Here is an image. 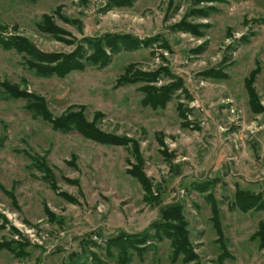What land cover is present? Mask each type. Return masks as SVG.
Listing matches in <instances>:
<instances>
[{
    "label": "rangeland",
    "instance_id": "rangeland-1",
    "mask_svg": "<svg viewBox=\"0 0 264 264\" xmlns=\"http://www.w3.org/2000/svg\"><path fill=\"white\" fill-rule=\"evenodd\" d=\"M0 27L29 45L0 46V264H264V0H0ZM106 34L142 45L90 63ZM5 81L130 143L55 128ZM178 210L190 256L155 223Z\"/></svg>",
    "mask_w": 264,
    "mask_h": 264
},
{
    "label": "trees",
    "instance_id": "trees-1",
    "mask_svg": "<svg viewBox=\"0 0 264 264\" xmlns=\"http://www.w3.org/2000/svg\"><path fill=\"white\" fill-rule=\"evenodd\" d=\"M89 41H93L94 43V47H93L94 53L92 54L90 58V63H93L95 65H100V66L106 65L111 59V56L107 53L108 48H110V51L112 54V53H116L120 51L122 48L134 49L142 45L141 40L134 38L132 36H126V35H120V34H106L105 36H101L100 38L96 40L89 39ZM0 46L5 47V48L15 47L17 48V50L20 51L21 49L25 50L29 45L27 44L26 40H24L23 42H19L17 40H14L13 38L4 39L3 37L0 36ZM48 56H49L48 60L54 63L57 62L62 57L59 55H57L56 57L51 54H49ZM84 63H85L84 61L83 62L78 61V59L74 56H71V58L66 57L63 61L60 62V64H57L56 66L47 65L44 69V75H49L51 72H53V73H58L61 76H63L66 73H68L70 70L84 68L85 66ZM133 69H134V65L128 67L126 70V73L117 79V84L122 85L126 83L125 79L131 80V82H137L138 80H136V72L133 71ZM253 71H256V70H253ZM249 78L247 79V86L249 88V95L251 98V102H252V105H254L255 111H260L258 110L260 109L258 106V101H257L258 96L253 90V87H250L251 80ZM3 86L5 87V90L12 96L29 97L27 98L29 100V103H28L29 108L34 110L35 112H38V114L42 115V117L45 120L50 121L54 125L55 128L62 129L64 131H70L72 129H77L84 136L91 138L95 141L105 143V144H110V145L115 144V145H125L126 146L130 143V140L127 138L119 137V136H111L109 133L102 132L101 130L96 128L95 122L86 121L82 117V115L78 113L70 112L66 115H63L62 117L53 118L48 111L47 105L43 97L36 96V95H28L26 94L27 92L25 90H21L19 87H17L16 84H12L9 81H5L3 83ZM142 90L147 93V96L145 97V99L148 104H159V103L164 104L165 100H161L158 93L155 90H152L150 86L144 87ZM139 179L142 185L144 186L145 191H148V186L145 184L142 177H139ZM243 197H250V201L248 203H251V197H252L251 195L243 192ZM245 202L243 204H245ZM263 202L261 203L257 202L253 206L262 207L264 206ZM253 203L255 202L253 201ZM178 204H174V205L178 206L181 209V207ZM179 210L177 212V215L173 214L174 213L173 211H169V212L165 211L161 213L162 214L161 218L155 223L158 225V228L161 231H167L169 233V234L163 233L162 235H166L167 237H169L174 242L179 252L184 251L183 253L185 254L188 253V256H190L191 252L189 250L181 248V245H183L184 243L183 241L185 239L184 234L186 236L187 233L184 230L186 225L182 222L184 218L182 217V215L180 216ZM263 232H264V225L260 227L257 235L259 234L261 236L260 233H263ZM126 237L127 236H124L120 239L125 242ZM130 242L131 244L133 243V241H130ZM4 245L6 244H2V246ZM4 247L6 248L10 247L11 249L9 248V250L11 251L13 250V248H15V247H12L11 245H8V247L7 246H4ZM21 247L24 248V246H21Z\"/></svg>",
    "mask_w": 264,
    "mask_h": 264
}]
</instances>
